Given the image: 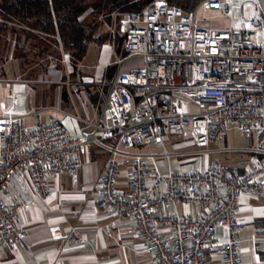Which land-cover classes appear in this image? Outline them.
Instances as JSON below:
<instances>
[{
    "label": "built area",
    "instance_id": "obj_1",
    "mask_svg": "<svg viewBox=\"0 0 264 264\" xmlns=\"http://www.w3.org/2000/svg\"><path fill=\"white\" fill-rule=\"evenodd\" d=\"M201 6L222 12L231 23L201 25L196 19ZM244 6L204 0L185 11L157 0L141 12L121 13L123 49L142 66L117 68L92 133L73 134L59 119L30 123L14 98L0 116V245L15 250L24 237L19 214L37 205L29 187L47 198L49 177L68 173L75 184L82 168L77 154L94 144L110 154L96 189L99 203L134 220L154 262L208 264L207 255L215 252L219 264H242L239 197L244 192L264 197V12L255 20L245 16ZM235 9L240 16L234 19ZM186 100L202 110L193 113ZM227 123L255 136L249 150L260 157L248 169L212 164L162 173L135 150L153 146L151 154L169 161L177 153L167 148L168 137L207 149ZM117 155L131 165L126 191L116 188ZM176 203L203 211H170Z\"/></svg>",
    "mask_w": 264,
    "mask_h": 264
},
{
    "label": "crops",
    "instance_id": "obj_2",
    "mask_svg": "<svg viewBox=\"0 0 264 264\" xmlns=\"http://www.w3.org/2000/svg\"><path fill=\"white\" fill-rule=\"evenodd\" d=\"M243 2L245 16L255 20L262 18L264 0H234L235 5ZM239 16V10L235 9L233 18ZM227 18L228 22L218 27L228 26L232 20ZM130 60L133 66H128L125 71L142 66L140 58L128 54L121 63V68L123 69L125 63ZM108 65H110L108 62L103 64L100 79ZM84 77L87 82L92 81V77ZM61 79L62 82L68 81L66 77ZM89 87L90 102L96 104L100 98L97 89H93L91 85ZM99 103L97 113L102 104L100 101ZM27 120L33 122L30 117ZM65 124L66 128L76 135L92 131L82 130L76 121H68ZM221 137L211 143L207 149H198L191 139L177 136L171 148V151L177 154H174L169 161L162 156L151 154L155 150L153 146L135 147V150L145 153L144 159L147 165L156 166L162 173L170 168L181 170L212 164L245 170L260 157L259 154L250 151L251 147H249L245 150L250 151V156H239V159L234 161V165L220 163L211 155L226 151L223 147L215 146ZM169 139L170 137L166 140L167 148ZM187 147L189 148L186 149ZM191 153L200 155L197 157ZM109 155L99 146H88L84 152L77 154L82 161L77 182L73 184L68 173L49 177L47 198H42L32 187H29V198L36 201L37 205L19 214V225L25 231V235L15 250L0 245V264H157L152 254L145 249L143 239L135 232L134 220L131 217H120L114 210L102 206L97 199L96 189ZM115 158L119 165L116 188L126 191L131 165L121 155ZM181 206L178 203L171 204L168 209L176 213L188 212L191 215L203 211L202 207L195 205H187L185 209H181ZM237 220L240 224L238 244L242 264H264V197L241 193ZM162 234L169 235L168 232ZM219 234L222 236L223 231L219 230ZM219 261V256L215 252L207 255L208 264H219Z\"/></svg>",
    "mask_w": 264,
    "mask_h": 264
},
{
    "label": "rangeland",
    "instance_id": "obj_3",
    "mask_svg": "<svg viewBox=\"0 0 264 264\" xmlns=\"http://www.w3.org/2000/svg\"><path fill=\"white\" fill-rule=\"evenodd\" d=\"M120 14H115L111 21L104 16L86 15L84 21L94 27L95 36H119L117 17ZM196 19L201 25L210 27L223 26L228 22L222 13L206 10L202 6L196 11ZM127 56V52L118 54L114 42L107 41L102 45L93 42L89 44L83 59L79 63L73 62L70 52L61 45L53 44L41 35L32 34L28 38L25 27L15 25L0 35V116L12 106V100L17 98L19 108L27 113L25 120L30 117L32 123H39L57 118L65 126L68 121H76L82 130H92V133L100 103L99 99L96 104L90 102L88 87L91 85L100 92L102 78L99 75L103 64L108 62L120 66ZM131 62H126L122 70L133 66ZM84 76L92 77V81L87 82ZM65 77L68 81L62 82L61 78ZM185 104L193 113L202 110L189 100ZM176 138L175 135L170 136L168 149L173 148L172 143ZM255 145L254 134L243 133L236 124L227 123L223 127L220 141L215 145L226 151L211 156L220 163L234 165L239 156H250V151L245 148ZM191 155L198 157L200 154ZM185 208L187 205L181 206V209Z\"/></svg>",
    "mask_w": 264,
    "mask_h": 264
},
{
    "label": "trees",
    "instance_id": "obj_4",
    "mask_svg": "<svg viewBox=\"0 0 264 264\" xmlns=\"http://www.w3.org/2000/svg\"><path fill=\"white\" fill-rule=\"evenodd\" d=\"M157 0H0V35L15 25L25 27L26 37L42 36L70 52L73 62L79 63L90 43L102 45L114 42L119 55L126 53L120 36H95L92 25L86 24V15L111 19L115 14L141 12ZM167 5L192 11L202 0H160ZM23 33V32H22ZM117 64L105 67L100 86L99 101L103 103L107 83L115 74Z\"/></svg>",
    "mask_w": 264,
    "mask_h": 264
}]
</instances>
